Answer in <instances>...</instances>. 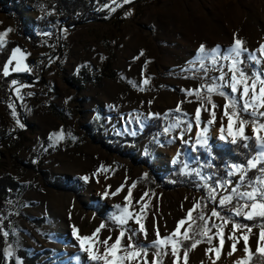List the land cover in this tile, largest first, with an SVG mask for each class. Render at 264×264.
<instances>
[{
	"label": "rangeland",
	"instance_id": "374dc122",
	"mask_svg": "<svg viewBox=\"0 0 264 264\" xmlns=\"http://www.w3.org/2000/svg\"><path fill=\"white\" fill-rule=\"evenodd\" d=\"M18 2L0 0V33L11 29L0 49L18 42L12 51L19 48L17 59L22 67L31 69L14 71L16 61H13L8 75L22 73L27 75V81L13 80L16 83L12 81L9 85L11 95L0 96V132L5 134L0 140V177L8 175L19 183L16 194L7 198L0 211V233H8L4 245L6 262L78 264V256L79 264H102L89 260L80 249L73 226L78 229V235L90 236L104 223L106 227L101 229L98 239L103 241L111 236V244L121 230L114 217L128 206L134 216L140 215L146 235L135 220H129L124 228L129 230L128 234L135 231L133 243L137 247H147L150 264L157 250L152 246L155 229L159 228L161 237L171 234L198 201L206 216H211L216 208L230 222L212 217L209 223V227L224 224V244L219 258L215 251L206 253L207 248L220 246L217 236L211 244L205 239L190 250L187 264H234L245 256L242 239L237 243V251L228 255L234 224L252 229L249 244L255 252L264 219L247 220L232 215L230 210L237 200L232 205L217 207L209 200L205 187L206 183L216 186L217 178L210 169L212 149L232 144L231 138H219L220 126L227 125L223 117L226 99L212 95L217 105L212 109L216 120L209 125L211 114L207 109H211V104L206 99L187 95L184 90L210 82L197 60L201 44L206 50L219 45L224 55L234 39L239 38L248 50L241 56V67L247 75L264 71V53L259 51L264 44V0H132L127 4L124 0H36L28 2L23 14L24 23L39 38L36 42L19 36L14 17L3 11ZM87 12H102L105 16L101 20H88ZM42 18H49L46 27L36 25ZM249 53L259 62L250 60ZM205 64L208 77L219 74L210 59ZM220 64L228 71L229 61ZM77 76L82 78L81 88L69 82ZM145 79L149 80L147 85L143 84ZM224 91L230 93L226 87ZM201 95L207 96V91ZM201 104L204 105L201 123L196 124L195 111ZM178 106L180 112L172 111ZM161 116H168L169 125L180 126L168 133L161 129L158 135H145L138 140L150 121ZM240 117L249 121L246 134L252 136L253 118L243 112ZM206 127L209 129L207 148L196 143L197 134ZM61 130L64 139L53 140L52 134ZM133 131L136 135L131 134ZM95 133L103 136L111 149L95 143L92 139ZM122 139L127 141L121 143V151H114ZM199 152L206 153L205 160L197 155ZM172 154H176L175 161H171ZM231 164L228 163V172ZM101 165L107 170H101ZM156 174L163 178L162 184ZM172 175H179L189 185L166 187L164 184L174 183ZM84 176L89 180L81 179ZM205 176L212 179L206 182L201 178ZM229 179L233 182L230 188L235 186L238 176L226 174L218 180ZM52 183H62L67 189H57ZM121 186L122 190L113 195ZM129 189L130 201L125 199ZM217 191L227 194L223 189ZM116 205L121 208L117 209ZM199 212L200 209L193 212L197 225L203 223L197 218ZM248 221L255 224L249 225ZM189 223L193 224L188 221L181 232ZM217 231L212 228L208 234ZM245 231L242 227L236 235L239 237ZM186 242L183 241L179 250L178 264H184ZM127 243L125 237L122 244ZM9 248L11 257L7 255ZM96 248L103 251L100 243L94 244ZM160 259L162 264H173L170 246L168 254Z\"/></svg>",
	"mask_w": 264,
	"mask_h": 264
},
{
	"label": "snow or ice",
	"instance_id": "6c2138e0",
	"mask_svg": "<svg viewBox=\"0 0 264 264\" xmlns=\"http://www.w3.org/2000/svg\"><path fill=\"white\" fill-rule=\"evenodd\" d=\"M132 0H124V3H131ZM115 9H113L114 11ZM11 29L5 30V32L0 33V47H2L5 43L4 37L7 36L8 32ZM243 41L239 38L234 39V43L228 49H226V54L221 55L220 46L212 48L211 50H206L205 45L201 44L199 47V55L197 60L200 63V69L204 71L205 77L209 79V83L201 84L198 88L193 90H184L187 95L192 96L195 95L197 100L206 99L209 104H211V109H207L210 111L211 119L207 121L209 125L213 124L216 120V113L214 110L217 107L215 102L212 100V95L217 94L225 97L226 102L223 105V117L227 119L226 127L222 124L220 126V139L226 140L230 139L232 144H237L242 142L244 148H248V141L252 140L255 142L256 150L255 155H252L251 158L246 159L244 163H233L230 166V171L227 173L229 176L236 175L238 179L235 183V186L228 187L232 185V180H225L221 182L220 180H216L215 187L211 184H205V187L208 188V198L209 200L216 203L217 207H226L228 205H232L233 200H237V203L232 206L231 214L234 216H240L247 220H253L254 218L264 219V71L254 72L252 76H248L245 72L244 68L241 67L243 61L241 60V56L243 53L248 52L247 49L243 47ZM261 53H264V44H262L259 48ZM21 53L19 48H16L12 51L10 59L3 66V74L7 76L9 74V65L16 61L14 71L28 70L27 66L24 65L22 67L21 61L17 59V54ZM22 55V54H21ZM143 55V52H141ZM210 59V64L213 68H216L218 71L217 76L208 77V66L205 64V60ZM249 59L252 61L259 62L257 57L251 55L249 53ZM221 61H229L227 65L228 71H224V66L220 64ZM13 84L16 82L13 81ZM134 83V82H132ZM149 83L148 79L143 81V84L147 85ZM230 89L229 92H225L224 88ZM141 90H144L141 88ZM207 91V96H202V91ZM17 95H19V91L17 90ZM204 108V105L201 104L197 107L195 111V123H201V109ZM175 112H180L181 108L178 106L176 109L172 110ZM246 113L253 118L252 120V136L246 134V127L249 124V121L242 119L240 117V113ZM15 115V112H13ZM159 116V114H154ZM21 128L24 127L23 124H20L17 121ZM179 123L170 124L168 127L163 129L164 133H168L174 128H178ZM143 128V123L140 125ZM192 124H188V130L190 131ZM208 128H203L200 133L197 134L198 138L196 143L202 147H208ZM132 135H136V132L133 131ZM53 140H62L64 139L63 131L60 133H53ZM180 138H183V133H180ZM159 142L158 140L156 141ZM187 143V141H185ZM101 170H107L101 165ZM251 170H256L259 172V175L254 176L253 178L248 177V173ZM147 174H145L146 176ZM206 182L211 180L212 177L205 176L201 177ZM81 179L88 181L89 177L84 176ZM247 180V185L245 187V181ZM121 188L116 189V192L112 193L115 195ZM132 187H135V183H133ZM245 187V190L241 191V188ZM223 189L227 194H221L217 191V189ZM105 196L108 195V192L104 193ZM132 193L129 189L128 196L125 198L130 201ZM147 195V193H145ZM219 197V198H218ZM218 198V200H217ZM244 201L240 203L239 201ZM146 207V205H145ZM117 209L121 208V205H116ZM197 209H200L198 213V219L203 223L201 225H197L196 236H199V239H196L195 236L189 235V231L192 229L193 224L189 223L188 227L185 228L183 232H181V228L188 223V221L193 220V212ZM143 212V208L141 209ZM212 217H217L218 219H222L225 223H228L226 218L221 217L220 212L213 208L211 212V216H206L203 212L202 203L197 202L193 205L192 209H189L185 218H182L178 221L177 227L175 230L164 237L160 236L159 228L155 229L156 231V239L152 241V246L157 249L154 252L153 260L150 264H162L161 257L168 254V248L170 246L171 254L174 257L173 264H178L180 260V248L183 246V241H191L187 250L184 251L183 260L184 264H187L188 260V252L190 250H194L201 242L205 239L208 244H211L213 239L217 236L219 237V247L213 249L211 247L206 249V253L210 254L215 251L217 258L220 256L221 248L224 244V235H223V227L224 224H213L212 227H209V223ZM115 222H117L121 226V230L119 231L117 238L114 242L109 244V240H111V236L105 238L103 241H99L98 234L101 229L106 227V224L101 223L98 228L92 233V235L88 236H80L78 235V229L73 226V235L79 241L80 249L87 254L89 260L94 262H102V264H125V262L137 261L142 262V264H149L147 261L148 249L147 247H137L135 243H133V235L135 234L134 230L132 234H128L129 230L124 228V225L128 223L129 220H135L136 224L140 226V230L146 235V230L144 229L143 223L141 222L140 215H133L132 212L129 211L128 206H124L122 208V212L120 215L114 217ZM244 227L246 231L241 235L237 236V230ZM212 228L218 229L216 233L213 235H209L208 233L212 232ZM252 229L247 227L246 225L234 224L231 235L229 239L233 241L231 243V251L228 253L229 256L233 255L237 251V243L242 239L244 242L243 251L245 256L240 257L238 260L234 261V264H252V261L259 257L261 264H264V224L260 225L259 235L257 238V247L255 252H253L251 245L249 244L250 235ZM5 236L8 235L7 232L4 233ZM127 238L128 243L122 244V240ZM182 237V239H180ZM100 243L103 245V251L99 248L94 250V244ZM163 249V251H161ZM8 257L13 255L11 248L7 249ZM76 260L79 264L80 258L77 256Z\"/></svg>",
	"mask_w": 264,
	"mask_h": 264
},
{
	"label": "trees",
	"instance_id": "16d2710c",
	"mask_svg": "<svg viewBox=\"0 0 264 264\" xmlns=\"http://www.w3.org/2000/svg\"><path fill=\"white\" fill-rule=\"evenodd\" d=\"M36 0H19V2L13 6H7L3 8V11L7 12L9 16L14 17L15 22H16V33L19 36L25 37L27 39H30L32 42L38 41L39 38H36L34 35V32L31 27L27 26L24 23L23 20V14L25 12V7L29 3H33ZM105 16L104 13H93V12H87L86 19L88 20H101ZM49 24V18H42L41 20H38L36 22V25L38 27H46ZM19 44L18 42H11L8 47L5 49H0V96L1 95H6L10 96L11 92L9 90V85L13 80H18V81H27L26 77L27 75L22 74V73H12L8 76L3 75V66L7 62L10 53L12 51V48ZM114 76V73L112 74ZM81 77H73L69 82L77 87L81 88L83 83L81 82ZM169 118L168 116H161V117H156L153 118L148 126L143 130V134L139 136L137 139L140 140L143 138L145 135H150V134H157L161 129H164L165 127L169 126ZM5 137V134H2L0 132V140ZM92 139L95 143H101L105 147H108L111 149V146L109 143L104 142L103 136L95 133L92 136ZM137 140V141H138ZM9 140H5L2 143L6 144ZM127 141V139H122L117 146H115V150L117 152L121 151V143ZM255 150H256V145L254 141L248 142V148L243 147V143H237V144H231L230 146L226 147H214L212 149V155H213V161L210 164V169L214 173L215 177L217 179L223 178L226 176L228 172V163H244L246 159L251 158L252 155H255ZM182 151H184V148L182 147ZM197 155L200 156L202 160H205L207 155L204 152H199ZM148 163V160H147ZM259 172L256 170H251L249 171V176L250 178H253L256 176ZM157 178V181L162 184L163 183V178L161 177L160 174L155 175ZM174 183L173 184H164L166 187L171 188L173 186H184V185H189L188 182L178 176H174ZM53 187L64 190L67 189L62 183L56 184L52 183L51 184ZM19 189V183L15 181L11 176L5 175L0 177V211H2L3 206L5 205V201L7 198L11 195L16 194L17 190ZM198 220L196 223H193L192 229L189 231V235L195 236L196 237V225H197ZM249 225L255 224V221H248L246 222ZM196 228V229H195ZM197 238V237H196ZM5 240L6 236L2 233H0V264H8L6 262V256L4 252V245H5ZM191 241H187L184 243L186 247H189ZM9 264H14L13 262H10ZM90 264H96V263H90ZM252 264H261V261L259 257L255 258L252 261Z\"/></svg>",
	"mask_w": 264,
	"mask_h": 264
},
{
	"label": "bare ground",
	"instance_id": "6f19581e",
	"mask_svg": "<svg viewBox=\"0 0 264 264\" xmlns=\"http://www.w3.org/2000/svg\"><path fill=\"white\" fill-rule=\"evenodd\" d=\"M176 160V154H172L171 155V161H175Z\"/></svg>",
	"mask_w": 264,
	"mask_h": 264
}]
</instances>
